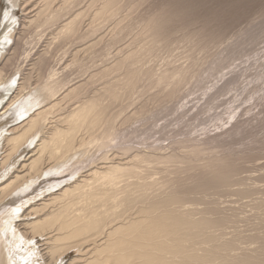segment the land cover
Here are the masks:
<instances>
[{
	"label": "bare ground",
	"instance_id": "1",
	"mask_svg": "<svg viewBox=\"0 0 264 264\" xmlns=\"http://www.w3.org/2000/svg\"><path fill=\"white\" fill-rule=\"evenodd\" d=\"M259 1L0 0V264H264V144L226 143L243 108L213 135L201 115L204 140L185 111L184 132L158 137L159 104L223 66L228 20ZM225 78L198 111L238 87Z\"/></svg>",
	"mask_w": 264,
	"mask_h": 264
},
{
	"label": "rangeland",
	"instance_id": "2",
	"mask_svg": "<svg viewBox=\"0 0 264 264\" xmlns=\"http://www.w3.org/2000/svg\"><path fill=\"white\" fill-rule=\"evenodd\" d=\"M257 3V4H256ZM251 6H252V8H251ZM263 7V8H261V7ZM258 7V8H257ZM142 8H143V11H140V10H142ZM142 8H140L139 9V12H144V10L146 9V7L144 6V7H142ZM248 8V7H247ZM251 8V10H249ZM249 9L247 10L246 9V13H245V15H244V11L241 13V15H237L238 17L240 16V18H236L237 16H235L234 18H233V20L232 19H229L228 20V24H231V28L229 29V30H232L231 32H229V30L227 31V34H229V36L231 37L230 38V42H228V43H226L225 45H222L221 46V48L222 49H220V50H222L223 51V53H221L220 52V50H218L217 51V55L219 56V53H221L220 54V56H222V57H227L228 59H227V61L225 62L224 60L226 59H224V58H221L220 56V58L221 59H223V61L225 62V63H223V66H219L218 68H217V65H212L210 68H204V69H206V70H204L203 71V73H202V76L200 77V78H193V79H191L190 81H188L187 82V84H185L183 87H182V94H183V96L184 97H186L185 99H184V97L182 96L180 99H178V103H175V102H164V103H160L159 104V116H158V120H159V127H161V126H163L162 124H166L167 125V128L165 129V131H163V133H162V135L160 134V135H158V137L159 136H162V137H164V139L165 140H167V139H169V140H167V141H165V140H163L164 142H163V144H165V145H167V143H170L172 140H174V136H175V133L173 132L174 131V129H176L177 131H182V129H183V132L185 131V129L186 128H188L187 126H184V125H186V124H181L180 122H184V120H183V118H185V117H183V115H184V113H185V115H186V118H185V122L188 120V119H191V121H190V123L189 124H191L192 122H194V124H192V129L193 128H195L196 130L199 128L200 129V131H199V129L197 130V134L199 133V135L201 136V138H199V139H202V140H204V139H206L207 137L206 136H204L203 137V135H201V134H203L202 133V131H201V128H203V126L205 125L207 128H208V126H210L209 128H208V130L209 131H211V133H212V135L213 134H216V132L218 133L219 131H221V129H222V127H223V129L225 130V129H230L231 128V123H229V120H228V118H227V116H228V114L227 115H225V113L224 112H226L225 110H227L228 111V109H230V108H232V110H234L236 107L235 106H237L238 108H239V106L241 107V108H243V109H239V110H237L238 111V116H240L239 117V119H238V121H240V123L242 124V123H244L245 124V127H244V130H243V132H241L240 133V135H238V136H236V138L234 137L233 139H228L227 140V142L226 143H228L227 144V146H229L228 148H231L232 150H234V151H240L239 149H240V147L239 146H241V151H244L245 149H243L242 148V146L243 147H245L244 145H246L247 147H246V150L247 151H249L250 149L251 150H253V149H256V146L258 145H256V143L257 142H254V141H256V139H257V141H260V142H262L263 144H264V138L263 139H261L262 137H264V136H262V135H264V134H262V133H264V132H262V131H264V125L262 124L263 123V118L262 117H264V108H262V107H264V99L263 98H261V99H263L262 101L260 100V97L263 95L264 96V89H263V87H264V75H262L263 74V72H264V66H262V65H264V3L263 2H261L260 3V1H259V3L258 2H254V4L252 5H249ZM256 9H259V11L257 10L256 11ZM262 10V11H261ZM261 11V12H260ZM259 12V13H258ZM251 13V14H250ZM252 13H253V15H252ZM256 13V14H255ZM247 14V15H246ZM22 15H23V13L21 12V11H19V13H18V18L19 19H22ZM256 15V17H254ZM242 16V17H241ZM245 16H246V19H245ZM248 16V17H247ZM244 17V18H243ZM259 17L261 18L260 20H259ZM238 21L237 23H236V20ZM235 21L234 23L232 22V21ZM258 20V21H257ZM253 21V22H252ZM255 21V22H254ZM259 22H261V23H258ZM241 23V24H240ZM251 23H252V25H251ZM257 23V24H256ZM235 24V25H234ZM237 24H239V25H237ZM263 24V25H262ZM237 25V26H236ZM246 25V26H245ZM247 25H250L249 27H247ZM256 27V29H255V27ZM232 26H236V27H238L236 30H234L235 29V27L233 28ZM239 27L242 29H239ZM244 27V28H243ZM252 27V28H251ZM254 27V28H253ZM233 28V29H232ZM247 28V29H246ZM260 30H259V29ZM248 29H249V31H248ZM250 29H254L253 30V33H255L256 32V34H257V36L254 34V36H256L257 37V40H256V38L255 39H253L251 36H253L251 33H252V31L250 30ZM247 31V32H242V31ZM258 30V31H257ZM238 31V32H237ZM255 31V32H254ZM262 31V32H261ZM243 33H245V35H249V37L247 36H243V37H246L247 38V40H245L246 38H244V40L246 41L245 42V45L247 44L248 46H244V44H243V39H242V34ZM241 35V36H239V35ZM234 35V36H233ZM234 37V39H236V40H234L233 39V37ZM237 36H238V38H237ZM259 36V37H258ZM249 38V39H248ZM252 39H253V41H252ZM239 41L238 43L236 42V41ZM256 40V41H255ZM263 42H262V41ZM249 41H252V42H249ZM260 41V42H259ZM231 42H232V44H231ZM242 42V43H241ZM257 42V43H256ZM235 43V46H233V44ZM237 43V44H236ZM249 43H251L252 44V46L251 45H249ZM256 43V44H255ZM230 46V45H232V46H230V49L228 50L227 49V46ZM237 45H239V48L241 49V47H242V45H243V48L241 49L243 52L241 53V50H240V52H239V48L237 47ZM255 45V46H254ZM228 46V47H229ZM241 46V47H240ZM250 46V47H249ZM223 47H224V49H223ZM225 47H226V49L229 51V52H227V50L226 51H224L225 50ZM233 47H234V50H233V53H232V49H233ZM232 48V49H231ZM246 48V49H245ZM248 48V49H247ZM261 48V49H260ZM238 49V50H237ZM260 50V51H259ZM230 51H231V54H230ZM255 51V52H254ZM237 52H239V54L237 53ZM235 53H237L238 55H236ZM227 54H229V55H227ZM234 54L236 55V56H234ZM252 54V55H251ZM250 55H251V57H250ZM231 57V56H233V58L231 57V58H229V57ZM238 56V57H237ZM263 59H262V58ZM218 58V57H217ZM231 59V60H230ZM237 59V60H236ZM241 59V60H240ZM235 60V61H234ZM247 60V61H246ZM244 61V62H243ZM243 64H242V63ZM241 63V64H240ZM261 63V64H260ZM230 64H231V66H230ZM235 65V66H234ZM239 65H241V66H239ZM255 67H254V66ZM207 66H209V65H207ZM225 66V67H224ZM224 67V68H223ZM227 67V68H226ZM240 67V68H239ZM222 68V69H221ZM245 68V69H244ZM263 68V69H262ZM240 69V70H239ZM233 70V71H232ZM254 70V71H253ZM222 71V72H221ZM229 71H231L232 72V74H230L229 73ZM237 71V72H236ZM233 72H235V73H233ZM226 73H229L227 76H228V78H227V76H226ZM225 74V79L227 80V79H229V80H231L230 79V76H231V78L232 79H237L238 78V80H237V82L238 81H240V83L238 82V87H240V89L237 87L236 89H234L233 91H235V93H237L236 91H238V93L237 94H235L233 91L232 92H228L227 93V96L226 97H224L223 95H221V93L219 94L220 95V99H222V96H223V99H224V101H221L220 99L219 100H217L215 103H217L218 105H219V107L216 105V107H217V109H216V107H214L215 109H213V111H211L210 113H208V114H210V115H208V116H210L209 118H210V122H209V118H208V116L206 115V114H203L202 112H200V111H198L199 110V105H201V103H204V101H201V103H200V97H201V94H203L204 93V91L205 90H207L208 88L209 89H211V87H212V85H216L218 82H220V78H222L223 77V75ZM234 74V76H236L237 75V77H234V76H232ZM248 74V75H247ZM260 74V75H259ZM242 75V76H241ZM220 78H219V77ZM222 76V77H221ZM262 77V78H261ZM240 78V79H239ZM244 78H245V80H244ZM259 78V79H258ZM217 79H218V82H217ZM254 80V81H253ZM258 80V81H257ZM244 81V82H243ZM252 81V82H251ZM217 82V83H216ZM225 83V81L224 80H222V83ZM222 83H218L217 84V86H219V87H221L220 85H223ZM243 83V84H242ZM248 83H250V84H248ZM256 84V85H255ZM249 85V86H248ZM183 88H184V90H183ZM204 88V89H203ZM242 88V89H241ZM244 88H246V90H247V88H248V90L245 92L244 91ZM253 90H252V89ZM216 89H217V87H216ZM239 90H241V91H244V94H246V96H244V94H243V92L242 93H240L239 92ZM252 90V91H251ZM262 91V92H261ZM262 95H261V94ZM189 94V95H188ZM243 96H241V95ZM247 94H248V96H247ZM258 94V95H257ZM199 95H200V97H199ZM233 95V96H232ZM238 95H240V96H238ZM261 95V96H260ZM187 96H189L188 98H187ZM232 96V97H231ZM236 96L238 97V101H240V102H238V103H236V100H237V98H236ZM256 97L255 98V100H251L250 98L251 97ZM258 96H260V97H258ZM199 97V98H198ZM246 98V102H244V99L243 98ZM248 97V98H247ZM250 97V98H249ZM230 98V99H229ZM259 98V100H257ZM222 99V100H223ZM226 99V100H225ZM240 99H243V100H240ZM179 100H182V101H179ZM192 100H194L193 102H191ZM198 100V101H197ZM234 102V104L231 102ZM235 100V101H234ZM249 100V101H248ZM185 101V102H184ZM186 101H189V102H191V103H188V102H186ZM198 103H197V102ZM223 102V104L222 103H220V102ZM242 101V102H241ZM255 101V102H254ZM228 102H229V104H228ZM248 102V103H247ZM254 102V104H252ZM258 104H257V103ZM260 102H262L261 104H260ZM174 103V105L175 106H180L181 104H186L187 103V106L189 107V108H191V109H189V108H185L186 110H180L179 111V114L178 113H176V114H170V112H168L169 113V116H167V112L165 113V109H163L164 107L163 106H167L168 104H170V105H172ZM233 105H232V104ZM240 103H242V105H247V106H249L248 107V109H246L247 108V106H246V108L245 107H242V105L240 104ZM246 103V104H245ZM250 103H251V105H250ZM165 104V105H164ZM176 104H178V105H176ZM192 104V105H191ZM220 104H221V106H220ZM226 104V105H225ZM236 104V105H235ZM238 104V105H237ZM257 104V105H256ZM162 105V106H161ZM174 105H172V106H174ZM203 105V104H202ZM223 105V106H222ZM225 105V106H224ZM254 105H256L255 106V108H254ZM194 106V107H193ZM228 106V107H227ZM231 106V107H230ZM196 107H198V110H197V108ZM221 107V108H220ZM230 107V108H229ZM235 107V108H234ZM257 107V108H256ZM262 109V111H263V113H261L262 111L260 110V108ZM228 108V109H227ZM234 108V109H233ZM254 108V109H253ZM188 109V110H187ZM197 110V114L195 113V111ZM225 109V110H224ZM161 110H163V111H161ZM214 110H215V112H214ZM245 110V111H244ZM249 110V111H248ZM258 110H259V115H257V112H258ZM181 111H183L182 113H181ZM185 111V112H184ZM187 111H191V112H189V114L190 115H188V113H187ZM194 111V112H193ZM221 111H224V112H222V114L220 113ZM230 111V110H229ZM228 111V112H229ZM252 111V112H251ZM261 111V112H260ZM163 112V113H162ZM193 112V113H192ZM214 112V113H213ZM160 113H161V115H160ZM165 113V114H164ZM181 113V114H180ZM211 113H213L214 114V116H213V114H211ZM243 113V114H242ZM254 113V114H253ZM255 113H256V115H257V117H252V115L253 116H256L255 115ZM165 116H164V115ZM194 114V115H193ZM216 114H218L221 118H222V120H220V121H218L219 123H217V121H216V119L215 118H217L215 115ZM245 115V114H247V115H245V117L243 116L242 117V115ZM262 114V115H261ZM171 115V116H170ZM184 115V116H185ZM193 115V117H190V116H192ZM203 117H202V116ZM221 115H223V116H221ZM161 116V117H160ZM180 116V117H179ZM181 116L183 117V118H181ZM188 116V117H187ZM200 116H201V119H200ZM207 116V117H206ZM218 116V118H220ZM179 117V118H178ZM206 117V118H205ZM211 117H212V121H211ZM214 117V118H213ZM223 117H224V119H223ZM242 117V119L240 120V118ZM250 117H252L251 119H248V118H250ZM262 118L261 119V122L259 123V122H257V121H260V118ZM165 118V119H164ZM168 118V119H167ZM193 118V119H192ZM205 119V120H203L202 121V119ZM226 118H227V120H226ZM254 118V119H253ZM255 118H257V119H255ZM258 118H259V120H258ZM162 119V120H161ZM197 119H200L199 120V122H203L204 123V125H202V127L200 126V127H197L198 126V124L196 123V122H198L197 121ZM207 119V120H206ZM215 119V120H214ZM244 119H245V121H244ZM224 120V121H223ZM254 120V121H253ZM255 120H257L256 122H257V124L260 126H258V125H256V122H255ZM205 121H206V123H205ZM208 121V122H207ZM249 121V126L247 125V122ZM168 122L170 123V124H168ZM184 122V123H185ZM226 122V123H225ZM228 122V123H227ZM233 122H235V121H233ZM232 122V123H233ZM253 122H255V124L253 123ZM187 123V122H186ZM213 124V126L212 125H209V124ZM215 123V124H214ZM251 123V124H250ZM164 124V125H165ZM178 124L181 126V125H183L184 127H186V128H184L183 126H178ZM228 124V125H227ZM244 124H243V126H244ZM253 124L254 125H256V127L258 128L259 127V129H256V127L255 126H253ZM170 125V126H169ZM214 125L216 126V125H222L221 126V128L220 129H216V127H214ZM262 125V126H261ZM178 126V127H177ZM195 126V127H194ZM226 126V127H225ZM247 126H248V128H247ZM253 126V128L252 129H254V131L250 128V127H252ZM174 127V128H173ZM228 127H230V128H228ZM177 128H181V130L180 129H177ZM262 128V129H261ZM195 129L192 131L193 132V134H191V136H194V137H196V136H198V135H196L195 136ZM216 129V130H215ZM247 129H248V131H247ZM257 130V131H256ZM259 130L261 131V132H259ZM249 131H251V132H249ZM258 132H259V134L261 135H259L258 134ZM243 133V134H242ZM242 134V135H241ZM251 134H253L254 136H256L257 137V135H259V137L260 138H254V136H253V138H251L250 136H251ZM256 134V135H255ZM157 136V135H156ZM155 136V137H156ZM183 137L185 136V135H182ZM182 136H180L179 138H183ZM241 136H243L242 138H241ZM154 137V140L156 139ZM159 138H161V137H159ZM172 138V139H171ZM178 138V137H177ZM185 138V137H184ZM204 138V139H203ZM243 141H242V140ZM258 139H260V140H258ZM230 140V141H229ZM262 140V141H261ZM153 141V139L152 140H150V142H152ZM230 143H229V142ZM167 142V143H166ZM254 142V144L253 145H255V146H253V147H250L249 145H251L252 143ZM231 143H232V145H231ZM235 144V145H234ZM243 144V145H242ZM235 146V147H234ZM236 146H237V148H236ZM252 146V145H251ZM239 147V148H238ZM227 148V147H226ZM238 149V150H237ZM223 153H224V151H222ZM40 241V240H39Z\"/></svg>",
	"mask_w": 264,
	"mask_h": 264
},
{
	"label": "snow or ice",
	"instance_id": "3",
	"mask_svg": "<svg viewBox=\"0 0 264 264\" xmlns=\"http://www.w3.org/2000/svg\"><path fill=\"white\" fill-rule=\"evenodd\" d=\"M9 3H11V0H9ZM9 15H10V14L6 12V13L4 14V19H5V20H8V19H9ZM13 22H15V21H13ZM17 212H19V210H17Z\"/></svg>",
	"mask_w": 264,
	"mask_h": 264
}]
</instances>
